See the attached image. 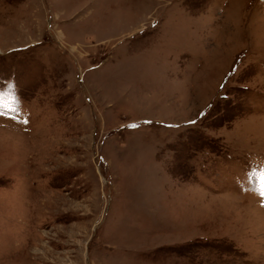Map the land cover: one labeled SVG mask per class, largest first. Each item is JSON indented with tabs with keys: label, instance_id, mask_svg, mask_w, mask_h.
Masks as SVG:
<instances>
[{
	"label": "rangeland",
	"instance_id": "rangeland-1",
	"mask_svg": "<svg viewBox=\"0 0 264 264\" xmlns=\"http://www.w3.org/2000/svg\"><path fill=\"white\" fill-rule=\"evenodd\" d=\"M0 264H264V0H0Z\"/></svg>",
	"mask_w": 264,
	"mask_h": 264
},
{
	"label": "snow or ice",
	"instance_id": "snow-or-ice-1",
	"mask_svg": "<svg viewBox=\"0 0 264 264\" xmlns=\"http://www.w3.org/2000/svg\"><path fill=\"white\" fill-rule=\"evenodd\" d=\"M0 107H3L2 103H0ZM261 196L264 197V175H261Z\"/></svg>",
	"mask_w": 264,
	"mask_h": 264
}]
</instances>
